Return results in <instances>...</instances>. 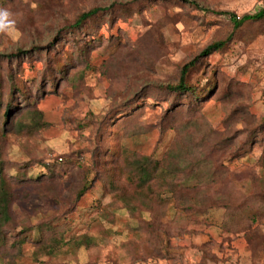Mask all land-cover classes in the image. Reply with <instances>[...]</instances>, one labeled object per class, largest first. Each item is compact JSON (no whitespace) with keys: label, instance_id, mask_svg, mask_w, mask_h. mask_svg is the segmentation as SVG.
Returning <instances> with one entry per match:
<instances>
[{"label":"rangeland","instance_id":"rangeland-1","mask_svg":"<svg viewBox=\"0 0 264 264\" xmlns=\"http://www.w3.org/2000/svg\"><path fill=\"white\" fill-rule=\"evenodd\" d=\"M195 1L200 8L181 0H0L17 20L15 38L0 33V150L14 194L0 264H264L263 202L249 198L253 211L206 209L212 200L201 189L155 202L119 173L122 161L108 165L119 149L159 161L181 150L224 165L231 198L264 191V132L251 135L256 123L239 112L264 115V18L236 30L232 22L263 10L264 0ZM113 4L83 30L65 31L82 12ZM229 36L224 50L199 57ZM195 59L188 81L196 93L169 91ZM9 74L30 100L52 91L36 106L39 126L19 93L17 113L3 118ZM79 155L93 181L77 198ZM50 160L64 176L41 175Z\"/></svg>","mask_w":264,"mask_h":264},{"label":"trees","instance_id":"trees-1","mask_svg":"<svg viewBox=\"0 0 264 264\" xmlns=\"http://www.w3.org/2000/svg\"><path fill=\"white\" fill-rule=\"evenodd\" d=\"M136 1L154 2L157 0ZM181 1L190 3L191 5L200 8L199 4L195 0ZM113 6L114 4L107 7H95L88 11L82 12L71 26L65 28V31H69V33H72L83 30L85 26L91 21V19L96 18L97 16L103 13H109L112 10ZM239 18L240 19H238L236 15H232V22L234 24L235 30L240 28L244 23L248 21H258L263 19L264 9L254 15H245L242 18ZM230 40L231 36H229L227 39L210 44L203 50L199 57L209 56L213 53L224 50ZM19 54L20 52L14 55L17 57ZM14 55H10L9 57H13ZM196 61L197 59L185 64L182 67L179 82L174 84H168L166 88L173 93H178L183 96L188 93L195 94L196 86L190 84V82L188 81V75L194 67ZM53 71L55 72L54 74H63L65 69L61 68L60 71H58L55 68V70ZM8 76L9 79H11V90L9 92L10 98L9 101H7L9 110L4 113L3 118L9 120L11 116H15V114L17 113L14 112L13 114V109L17 107V105L13 104V92L14 94L19 93L21 99L23 100L22 103H25V106L20 108L23 110L30 109L28 110L30 111V114L35 113L36 115L34 114L35 118L33 119V121L35 122V126H39L40 121H38V117L42 116V113L36 110V106L41 99L46 97L52 91H49L47 93L45 92V94L40 97V99L38 98L37 100L33 101L31 98L30 100L28 98L27 92L25 91V88H19L16 86V84L14 83V79L12 78V74H9ZM55 89L57 90L58 87H55ZM0 103H2V101ZM239 112L243 115L245 120H250L252 118L253 122L256 123V126L254 130H252L251 135L255 134L256 132H264V128L260 123V121L264 119V115L260 116V120L256 121L254 115L252 116L251 114H249L246 107L243 109V111L241 110ZM17 123L19 124V126L16 124V127H18V129H28V127L22 124L21 120H19V122ZM109 153L112 156L116 157V160L114 162H107L109 167H112L113 163H116V161H122L120 166H117L119 167V173L121 175H124L125 180L130 185H134L139 190H144L146 195L153 198L155 202H159V200L163 199L165 203H168L172 199L180 198L185 193V190L200 191L201 189L200 192L204 194L203 198L212 200L211 207H207L206 209L222 205L223 207L232 210L231 212L235 213L241 211L242 209H248L249 211H253L255 209L254 207L249 206V198H254L258 200L260 204L262 202L264 203V191L253 193L251 194L252 197H249L250 195L243 196L239 194L238 197L231 198V188L233 184L232 182L234 181L230 171L227 170L224 165L215 166L216 164H212L211 162L203 158H199L198 160H189L187 158V155L181 150H171L167 154L165 160L161 161L157 160L152 156H140L135 154L129 155L126 153L125 150L121 149ZM76 160L79 165L83 166L82 169H85L81 188L76 195L77 198H80L86 193L88 189L91 188L93 180H91L90 178L91 168L83 165L82 163L84 157L79 155L76 157ZM35 163L38 162L36 160H31V162H29V164ZM43 165V167L45 168V172L41 174L42 176L55 177V175L58 173L62 176L65 175L61 167L62 163H59L57 160L46 161ZM3 166L4 163L0 150V238L2 233V226L8 222H11L12 220L10 216V209L11 204L14 200V194L9 189L7 181L3 179ZM113 169H115V167ZM220 174H222V178L220 180L216 179L215 177H219L218 175ZM248 181L251 182V180ZM259 183L263 185L264 180L259 181ZM219 185H224V187H228L230 189V194L224 196L222 192H219ZM260 193L261 195L258 196L257 194ZM225 198L231 199H229V202L224 204Z\"/></svg>","mask_w":264,"mask_h":264},{"label":"clouds","instance_id":"clouds-1","mask_svg":"<svg viewBox=\"0 0 264 264\" xmlns=\"http://www.w3.org/2000/svg\"><path fill=\"white\" fill-rule=\"evenodd\" d=\"M15 14L7 8H0V33H5L9 37L15 38L17 20Z\"/></svg>","mask_w":264,"mask_h":264},{"label":"built area","instance_id":"built-area-1","mask_svg":"<svg viewBox=\"0 0 264 264\" xmlns=\"http://www.w3.org/2000/svg\"><path fill=\"white\" fill-rule=\"evenodd\" d=\"M238 19H240V18L238 17ZM60 160H62V159L60 158Z\"/></svg>","mask_w":264,"mask_h":264},{"label":"crops","instance_id":"crops-1","mask_svg":"<svg viewBox=\"0 0 264 264\" xmlns=\"http://www.w3.org/2000/svg\"><path fill=\"white\" fill-rule=\"evenodd\" d=\"M43 169H44V172H45V168L43 167Z\"/></svg>","mask_w":264,"mask_h":264}]
</instances>
